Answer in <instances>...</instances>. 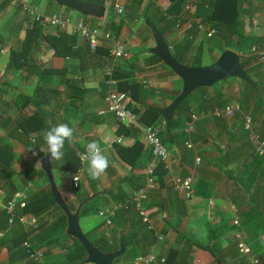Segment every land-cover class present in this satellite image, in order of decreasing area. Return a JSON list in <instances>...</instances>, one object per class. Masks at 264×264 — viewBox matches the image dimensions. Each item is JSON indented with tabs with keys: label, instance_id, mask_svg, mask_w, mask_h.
Here are the masks:
<instances>
[{
	"label": "crops",
	"instance_id": "1",
	"mask_svg": "<svg viewBox=\"0 0 264 264\" xmlns=\"http://www.w3.org/2000/svg\"><path fill=\"white\" fill-rule=\"evenodd\" d=\"M213 1L186 0L176 25L162 34L172 55L179 60H196L201 45H204L200 55L203 65L221 54L217 47L208 50L202 30L195 36L192 34L193 38L189 34L194 25L199 28L202 19L210 15ZM30 2L44 16L58 12L74 22L84 19L53 2ZM98 2L105 7L104 18L85 17L89 18L85 22L109 31L112 39L99 38L97 46L91 48L70 29L59 30L34 22L17 3L0 0V210L15 192H24L27 203L49 189L45 174L34 165L37 160L41 161L47 149L44 132L67 123L75 129L74 139L71 143L65 142L63 158L54 161V166L52 162L53 177L62 197L74 211L83 200L102 192L104 199L100 206L95 212L80 217V226L88 240L100 249L116 251L123 246L121 241L126 243L125 253L113 264H133L136 257L151 254L157 260L165 259L159 264H251L254 257L264 264V158L253 155L250 132L244 127V115H249L252 132L264 139V111L255 95L247 83L228 78L197 89L186 98L171 129L175 143L166 146L169 158L163 163L167 176L162 186L157 182L154 190L147 191L143 202L148 217L144 222L130 202L135 192L145 186L146 167L132 169L121 160L117 150L130 148L139 141L148 152L144 139L146 126L155 127L165 139L162 115L148 111L158 113V109L168 106L180 93L182 82L149 52L155 47V41L145 19L158 31L165 29V19L172 20L165 16L170 0H120L124 6L122 15L116 14L114 0ZM240 14L244 36L259 40L253 46L264 50V0H241ZM40 27V32L34 31ZM47 36H65L66 45L71 44L76 57L55 55L43 39ZM114 41L122 43L127 51L126 57L115 66L117 89L122 88L127 95V105L138 116L137 124L123 125L113 115H98L105 107L108 88L104 69L112 63L109 50ZM250 50L233 51L239 55L243 70L264 94V65ZM218 96L225 107L239 106L240 113L232 117L213 116L215 109L224 108H218L221 104ZM148 121L152 125H147ZM93 141L101 145L109 161L106 173L96 180L87 176L86 162L80 161L86 145ZM187 143L191 148L186 147ZM75 175H79L77 187L72 183ZM187 176L194 178L193 195L182 199L169 178ZM132 181L141 183L142 187L133 188ZM107 209L114 210L108 226L99 214ZM23 210L18 209V214ZM58 213L51 208L40 218L26 214L37 218L35 231L19 223L10 227L5 224L0 230V264H9L10 239L21 232L29 233L25 241L43 252V264H71L66 255L70 248H76L75 243L59 233L43 236V228H39L40 221L49 225ZM7 236L10 239H5ZM39 238L44 243L58 240L51 246L39 247ZM238 242L250 248L249 255L238 252ZM13 264L37 263L27 256Z\"/></svg>",
	"mask_w": 264,
	"mask_h": 264
},
{
	"label": "built area",
	"instance_id": "2",
	"mask_svg": "<svg viewBox=\"0 0 264 264\" xmlns=\"http://www.w3.org/2000/svg\"><path fill=\"white\" fill-rule=\"evenodd\" d=\"M17 3L23 12L27 13L33 18L34 22L44 23L54 29L65 30L70 29V31L80 37L81 39L87 41L91 48L97 46V41L99 38L112 39L109 31L99 29L97 27H92L84 21L74 22L70 17L62 13H54L49 16H44L35 10V8L30 4V0H11ZM114 10L117 15H122L124 12V6L121 4L120 0H114ZM199 29L206 32L208 38L216 36L217 31L214 28L205 27L203 25L199 26ZM250 53L256 60L264 65V50L253 46ZM127 51L125 46L117 41H114V45L109 50V56L112 63L104 69L105 83L107 85L108 91L104 97L105 107L103 110L98 112V115L103 116L105 114L113 115L114 118L123 125H133L137 124L138 116L127 108V95L117 90V80L114 78V70L116 64L125 58ZM1 110V107H0ZM240 108L237 105H228L223 109H215L212 113L215 117H220L222 115L226 117H232L235 113H240ZM252 119L249 115H244V127L250 132V141L253 145V155L258 158H264V139L260 138L258 135L254 134L251 129ZM190 127H187V133L190 131ZM144 139L146 145L151 149L152 154L157 161L165 162L169 158V153L161 141L158 131L153 126H146L144 128ZM121 139H117V143H121ZM187 148H191L190 143L186 144ZM85 153V152H84ZM82 153L80 155V161L84 162L82 159ZM198 163V159L196 160ZM145 186L138 189L131 199V204L133 205L135 211L142 218L144 222L148 221L147 214L143 208V202L147 199V191L154 190L157 186V178L154 174V164H150L146 167L145 171ZM75 178V179H74ZM169 182L172 184L174 191L182 199H190L193 195V182L194 178L192 176H187L182 179L169 178ZM72 183L75 187L79 184V175L72 177ZM27 196L22 191L15 192L10 200L6 203L1 211H5L7 215L6 224L8 227L19 223L30 230H36L38 227V220L33 215L18 214V209H25ZM105 220L106 225L111 224V218L114 216V210H104L99 213ZM2 236V233H0ZM22 248L26 250L28 257L36 262L37 264H43V252L41 250H36L32 246V242L24 241L22 243ZM237 250L240 254L249 255L250 248L242 242L237 243ZM165 261L164 258L157 260L154 255L138 256L133 260V264H159ZM251 264H263L258 258H252Z\"/></svg>",
	"mask_w": 264,
	"mask_h": 264
},
{
	"label": "trees",
	"instance_id": "3",
	"mask_svg": "<svg viewBox=\"0 0 264 264\" xmlns=\"http://www.w3.org/2000/svg\"><path fill=\"white\" fill-rule=\"evenodd\" d=\"M84 1H92L93 3L99 4L98 0H84ZM185 2L186 0H170L169 5L165 10V16L171 17L172 20L167 21L165 19V23L167 27L165 29H159L161 34H164L166 31L171 30V28H173L176 25L178 15L185 8ZM240 2L241 0H214L211 3L212 11L210 15L202 19V21L200 22V24H202L203 26L214 28L217 31V35L210 37V38L206 36V33L204 31H200L205 35V39H206L205 44H207L209 51L217 47L220 50V53H222L225 50V48H231L241 53L243 50H247V49L249 50L250 48H252L253 45L260 43L259 40H253L249 37L244 36L242 25H241L242 16L240 14ZM65 10L68 11V9H65ZM87 20H89V18L83 19L84 22ZM40 30H41V27L35 28L34 31L40 32ZM198 30H199L198 26L194 25L193 29L189 32L192 38H193V35L195 36ZM43 39L46 43H48L49 48L54 51L55 55L63 56V57L65 56L76 57V52L71 51V44L66 45L65 36H61V37L47 36V37H44ZM221 40L224 41V44L222 43ZM203 46L204 45L200 46V49L198 51V58H196V60L194 59L193 61H184V60L181 61L178 58H176V56H173V57L181 64H184L190 67L206 66V65H203L204 62L200 58L201 52L203 50ZM60 47H62V50ZM153 58L154 60L159 61L155 56H153ZM216 59L212 57L208 61L207 64L209 65L213 63ZM114 78L116 79L115 73H114ZM245 85L255 95L256 100L258 101L259 105L262 107L264 111V106L260 102L254 89H252V87H250L248 84H245ZM118 91H121L122 93L124 92L122 88H119ZM217 99H221L220 101L221 104H219L218 108L225 107V103L222 102L221 96H218ZM185 103H186V99L180 104V106L174 112L173 118L171 121V129L174 128L175 117L182 111ZM127 108L130 109L132 112H134V110H132V108L129 105H127ZM148 112L152 114L154 113V115H157V116L160 115L159 112L157 113L156 111H148ZM145 119H146L145 117L144 118L141 117L140 120L145 121ZM146 123L147 125H152L151 121H148ZM172 140H173L172 143H168L166 142L164 138H161V141L167 147L174 145L175 143L174 137L172 138ZM143 149H144L143 144L139 141L138 142L136 141L132 145V147L130 148L123 147L122 149L117 150V153H119L121 160L125 164H128L132 169H137V168L143 169L149 166V164H151L155 160L150 148L148 152H145ZM53 166H54V161H53ZM167 172L168 171L163 162L161 161L155 162L154 174L157 177L158 186H162L164 178L165 176H167ZM135 183L136 182L134 181L130 182L133 188L136 187L138 189L142 187L141 183L139 185ZM69 207L72 211H74L73 207L71 206ZM51 208H55L58 210L59 212L58 217L49 225H46L45 222L40 221L39 228H43V231H42L43 236L51 235L54 233H59L61 237L71 239L75 243L76 248L73 249L72 247L68 250L69 253L66 255V259L71 264H81L83 260L86 258L85 252L77 240L71 237L65 236L64 230L66 227V217L63 215L61 210L55 204L54 199L51 195L50 189H48L46 192L41 193L38 197L34 198L33 200H30L29 202H27L26 208L21 212L25 214L32 213L34 216H37L38 218H40L43 214L49 212ZM95 211H96L95 209H91L88 203L81 209L80 217L93 213ZM6 221H7V215L5 211L3 210V212L0 214V230L4 229ZM32 231H35V230H32ZM28 236H29V233L25 234L21 232L18 234V236L13 237L12 239H10L8 236L5 238V239L9 238L12 242L11 247L9 248L10 250V255H9V260H8L9 264H13V262H17L18 260H23L24 258L27 259L28 254L26 253V250L21 247V244L23 243V241L28 239ZM41 240L42 238L41 239L39 238L37 240V245L39 247H43V246L48 247V246L53 245L52 243L56 242L58 238L48 241L47 243H44ZM121 244L123 246H126V243L124 241H121ZM94 246L97 247L96 245ZM97 248L100 249L99 247ZM112 249L113 248H109L106 250L100 249V250L102 252L108 253V252H111Z\"/></svg>",
	"mask_w": 264,
	"mask_h": 264
},
{
	"label": "water",
	"instance_id": "4",
	"mask_svg": "<svg viewBox=\"0 0 264 264\" xmlns=\"http://www.w3.org/2000/svg\"><path fill=\"white\" fill-rule=\"evenodd\" d=\"M53 2L56 5L74 11L80 14L83 18L90 17L95 19H103L105 15V7L93 3L92 1L84 0H44ZM145 23L152 31V36L155 41V47L149 52L159 59L166 67H168L182 82V88L176 98L166 107L158 109L165 121L166 135L165 140L172 143L171 137V121L175 110L180 104L194 91L200 88L211 87L225 79L237 78L247 83L256 92L260 102L264 106V94L259 85L248 76L241 67L239 55L233 50H224L218 58L211 64L201 67H190L178 62L172 55L171 50L163 35L157 30L155 25L145 19ZM243 24V23H242ZM41 170L48 181L51 195L55 204L66 217L65 235L72 237L82 246L86 258L83 264H113L114 260L121 257L125 253V248H120L113 252H102L95 247L83 233L80 226V211L90 200L99 196L102 192H97L83 200L75 209L71 211L68 204L62 197L55 183L52 172V161L47 154L41 159Z\"/></svg>",
	"mask_w": 264,
	"mask_h": 264
},
{
	"label": "clouds",
	"instance_id": "5",
	"mask_svg": "<svg viewBox=\"0 0 264 264\" xmlns=\"http://www.w3.org/2000/svg\"><path fill=\"white\" fill-rule=\"evenodd\" d=\"M74 132L75 129L67 123L52 126L44 132L43 139L47 145V154L52 162L63 158L65 142L71 143L74 139ZM82 159L86 162L85 171L87 176L93 180L99 179L104 175L109 167V161L104 154V150L95 141L86 145V151L82 155ZM34 167H41V162L37 160Z\"/></svg>",
	"mask_w": 264,
	"mask_h": 264
},
{
	"label": "rangeland",
	"instance_id": "6",
	"mask_svg": "<svg viewBox=\"0 0 264 264\" xmlns=\"http://www.w3.org/2000/svg\"><path fill=\"white\" fill-rule=\"evenodd\" d=\"M38 1V0H37ZM58 13V12H57ZM226 80V79H225ZM223 80V81H225ZM222 81V82H223ZM221 83V82H219ZM218 83V84H219ZM104 199L103 195L97 196L96 198L92 199L91 203L89 204L90 207H92L93 209L97 210V208L100 206V201H102ZM134 260V259H133ZM133 263V261H132Z\"/></svg>",
	"mask_w": 264,
	"mask_h": 264
}]
</instances>
